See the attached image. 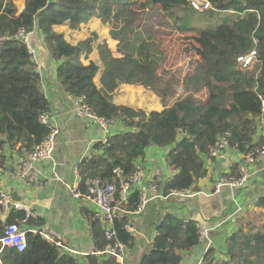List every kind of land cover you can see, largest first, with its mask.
Returning a JSON list of instances; mask_svg holds the SVG:
<instances>
[{
  "label": "trees",
  "instance_id": "obj_1",
  "mask_svg": "<svg viewBox=\"0 0 264 264\" xmlns=\"http://www.w3.org/2000/svg\"><path fill=\"white\" fill-rule=\"evenodd\" d=\"M7 1V2H6ZM208 15L189 0H25L16 14L11 0H0V161L8 150L31 152L49 135L51 128L41 115L49 111L42 88V76L29 46L15 36L20 31L38 30L51 56L59 61L57 78L75 98L85 97L91 110L126 127L98 142L100 154L79 165L81 189L86 181L102 185L117 183V168L131 174L150 146L171 147L166 162L173 176L165 182L163 194L174 190H197L196 183L207 176L203 156L211 157L218 138L228 136L229 146L246 153L261 145L255 136L264 123V0H208ZM94 17L110 28L116 41L98 43L102 67L90 60L96 40L90 36L73 44L55 29L68 24L79 29ZM165 28L194 33L199 59L190 63L182 77L169 73L164 49ZM255 52L260 69L243 68L240 59ZM100 74V85L96 82ZM121 84L142 85L156 93L163 110L136 109L117 104L114 94ZM16 149V150H17ZM240 162H234L226 176L239 177ZM138 193L126 209L135 211ZM264 208V198L259 200ZM4 206L0 202V215ZM91 220L95 247L109 242L99 221ZM264 216V213H263ZM38 220L13 208L0 219V236L8 223L20 227ZM127 214L115 222V240L131 246ZM153 248L141 264H180L184 252L200 243L198 223L171 216L162 220ZM28 247L18 251L6 247L5 264H80L71 254L61 253L54 243L32 229L26 233ZM226 258L219 264H264V224L239 227L227 240ZM92 257V256H91ZM210 249L203 264H215ZM105 264H119L113 256Z\"/></svg>",
  "mask_w": 264,
  "mask_h": 264
},
{
  "label": "crops",
  "instance_id": "obj_2",
  "mask_svg": "<svg viewBox=\"0 0 264 264\" xmlns=\"http://www.w3.org/2000/svg\"><path fill=\"white\" fill-rule=\"evenodd\" d=\"M23 2L21 12L25 8V0ZM101 23L103 24L100 18L94 17L79 29L91 28L90 31L94 32L97 24ZM64 26L65 29L61 28ZM55 29L64 33L73 44L91 36L87 37L79 29H71L68 24ZM30 40L37 69L42 76V88L49 100L50 122L60 132L56 138L53 158L36 163L31 177L23 180L17 178L15 170L21 157H26L27 153H20L17 148L8 150L5 170L0 176V190L7 192L12 202L27 205L35 218H38L36 223L23 224V229L52 230L61 237V253L73 255L80 264H105L111 256L96 253L91 220L86 214L89 209L82 200L72 196L70 186L81 185V162L101 153L95 149V145L126 127L118 120L111 124L109 130H105L89 118L80 116L75 110V97L65 91L57 78L59 61L51 56L42 34L35 29L31 32ZM111 40L116 45L117 42ZM98 43L100 42L94 43V49L89 59L83 60L84 63L93 60L102 67ZM257 63V69H260L261 62ZM100 74L96 77L98 85ZM114 101L147 112L164 109L161 98L142 85L121 84L114 94ZM255 140L264 141V123L261 124ZM170 149L171 147L150 146L146 155L140 159L145 167L144 179L155 183L161 195L151 200L141 212L127 214L134 242L127 246L123 264H141L154 246L160 222L168 216L184 222L196 221L198 227L202 225L208 231L207 236L200 238L197 246L183 253L180 264H203L210 249L215 250L217 261L223 260L228 249L227 240L239 227L248 222L264 224V208L259 205V200L264 198V160L249 165V181L245 186L236 189L225 187L216 192V182L226 176L234 162H242V153L230 148L220 158L203 156L207 176L197 181L198 189L191 190V196L179 197L163 194L165 182L174 174L166 162ZM12 209L13 207H9L2 211L0 219L3 222H7ZM4 251L5 248L0 247V264H5Z\"/></svg>",
  "mask_w": 264,
  "mask_h": 264
},
{
  "label": "built area",
  "instance_id": "obj_3",
  "mask_svg": "<svg viewBox=\"0 0 264 264\" xmlns=\"http://www.w3.org/2000/svg\"><path fill=\"white\" fill-rule=\"evenodd\" d=\"M191 4L201 10L204 7H211L208 0H189ZM31 32L20 31L15 37L22 39L28 46L32 53H34L31 40ZM257 61L255 52L242 57L240 65L244 63L249 64L252 61ZM243 67V66H242ZM264 104V100H263ZM75 110L82 116L89 118L93 122L99 124L105 130H109L111 122L104 117L95 114L85 97L75 98ZM41 121L50 126L51 131L45 140L35 146L31 152H26L25 148H21L20 153H27L26 157H21L17 168L15 170L18 179L23 180L29 177L34 169L36 163L50 161L53 158L56 138L59 134V129L54 127L50 122L49 111L45 112L40 117ZM108 138L102 142L107 143ZM228 136L223 135L218 138L216 143L211 148V157L220 158L225 156L229 151ZM264 160V141L261 145L257 146L254 150L242 154V162L239 166L240 176H223L215 185V191L220 192L225 187L240 188L246 185L249 181V165L255 164ZM5 170V163L0 161V176ZM145 167L143 163L139 162L135 171L131 174H125L124 170L117 168L115 173L118 177L117 183L102 185L97 179L86 181V190L81 189L80 186H70L71 194L73 197L82 200L88 207L89 213L93 221H99L105 229V236L109 241L105 248L97 249L96 253L100 255H108L115 257L119 264H123L125 260V251L127 245L124 242L115 240L116 229L115 222L123 214L139 213L146 208L148 203L160 194L158 186L152 181L144 179ZM31 177V176H30ZM134 193H138V203L135 211L126 209V205L130 203V198ZM171 194L179 197H189L192 195L191 190H174ZM0 202L4 209L13 207L26 212L27 218L35 217L32 210L21 202H12L7 192L0 190ZM128 231L132 232L130 224L127 226ZM200 238L207 236V229L199 225ZM33 232L40 234L44 239L54 243L56 246H63L61 237L52 230L47 229H33ZM27 230L23 229L15 223H8L4 228L3 234L0 236V247H13L18 251H24L28 247ZM221 261V260H220ZM217 261L215 264H219Z\"/></svg>",
  "mask_w": 264,
  "mask_h": 264
},
{
  "label": "rangeland",
  "instance_id": "obj_4",
  "mask_svg": "<svg viewBox=\"0 0 264 264\" xmlns=\"http://www.w3.org/2000/svg\"><path fill=\"white\" fill-rule=\"evenodd\" d=\"M202 0L201 2H203ZM7 2V1H6ZM12 8L14 9L16 14L21 12L23 7V0H11ZM206 9H210V7L201 8V12L208 15V11ZM95 27V26H94ZM65 29L64 27H61ZM97 28V29H96ZM83 27L79 29L81 33H84L88 36H92L96 42L102 41H110L111 46L114 48L115 43L110 39L109 27L105 24H97L95 27L96 31L91 32V28ZM88 33V34H87ZM194 33H180L175 29H167L165 28V33L163 35L164 38V49L166 50L167 59L165 61L164 67L165 69L172 74L181 75L182 77L186 74L189 69L190 63L192 61L198 60V45L194 40ZM77 39V38H75ZM258 61H252L249 64H242L243 68L257 69Z\"/></svg>",
  "mask_w": 264,
  "mask_h": 264
},
{
  "label": "water",
  "instance_id": "obj_5",
  "mask_svg": "<svg viewBox=\"0 0 264 264\" xmlns=\"http://www.w3.org/2000/svg\"><path fill=\"white\" fill-rule=\"evenodd\" d=\"M234 189H236V188H234Z\"/></svg>",
  "mask_w": 264,
  "mask_h": 264
}]
</instances>
